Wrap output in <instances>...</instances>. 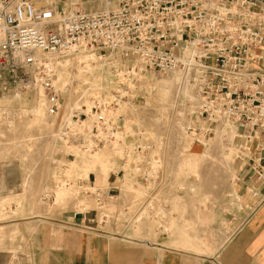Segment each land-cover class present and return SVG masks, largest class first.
Masks as SVG:
<instances>
[{"label": "built area", "instance_id": "obj_1", "mask_svg": "<svg viewBox=\"0 0 264 264\" xmlns=\"http://www.w3.org/2000/svg\"><path fill=\"white\" fill-rule=\"evenodd\" d=\"M165 81L151 132L136 111ZM40 111L58 122L43 203L94 212L111 237L140 222L167 233L184 139L207 149L218 135L264 182V0H0V125ZM73 150L108 151L115 184L69 180Z\"/></svg>", "mask_w": 264, "mask_h": 264}, {"label": "rangeland", "instance_id": "obj_2", "mask_svg": "<svg viewBox=\"0 0 264 264\" xmlns=\"http://www.w3.org/2000/svg\"><path fill=\"white\" fill-rule=\"evenodd\" d=\"M163 84L151 101L153 107L149 111H136L142 125L156 133L162 129V123L158 121L160 100L169 99L173 93L168 81ZM8 126L0 125V264H19L27 254L24 248L30 243L29 236L52 231L73 205L71 201L62 206L42 201L43 189L51 180L53 157L58 150V122L43 118V113L38 112L35 117L28 114L13 120ZM215 136L207 149L184 139L183 158L178 168L171 170L170 179L185 190L171 200L168 232L158 233L155 225L140 222L127 229L128 238L184 251L186 248L179 242L186 241L194 249L192 252L203 258L211 256L226 241L219 234L220 227L225 226H212V223L216 217H221L217 206L222 200H240L235 191L240 164L235 159V149H229L218 135ZM73 152L76 158L67 161L65 173L69 180L85 179L105 186L115 184L112 176L115 164L108 151L91 156ZM123 183L122 188L132 186L126 179ZM133 188L138 203H142L146 190L141 185ZM192 188L194 192L191 193L188 189ZM127 242L146 248L156 247L132 240Z\"/></svg>", "mask_w": 264, "mask_h": 264}, {"label": "crops", "instance_id": "obj_3", "mask_svg": "<svg viewBox=\"0 0 264 264\" xmlns=\"http://www.w3.org/2000/svg\"><path fill=\"white\" fill-rule=\"evenodd\" d=\"M237 175L235 191L240 200L226 198L217 206L221 217L212 226H225L219 234L226 241L209 257L192 252L186 241L179 244L187 251L131 239L127 234L116 241L93 230L94 212L82 216L70 210L52 231L29 236L30 243L24 248L27 254L19 264H264V182L248 170H238Z\"/></svg>", "mask_w": 264, "mask_h": 264}, {"label": "bare ground", "instance_id": "obj_4", "mask_svg": "<svg viewBox=\"0 0 264 264\" xmlns=\"http://www.w3.org/2000/svg\"><path fill=\"white\" fill-rule=\"evenodd\" d=\"M168 82H169V81H168ZM169 83H170V82H169ZM170 85H171V83H170ZM40 113H43V112L40 111ZM34 116H35V115H34ZM230 149H231V148H230ZM100 153H102V152H100ZM74 154H75V153H74ZM97 154H98V153H97ZM110 166H111V164H110ZM60 195L63 196V195H65V193H64V192H61Z\"/></svg>", "mask_w": 264, "mask_h": 264}]
</instances>
